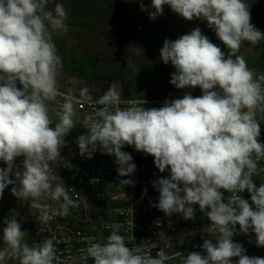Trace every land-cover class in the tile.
Listing matches in <instances>:
<instances>
[{"label":"clouds","instance_id":"1","mask_svg":"<svg viewBox=\"0 0 264 264\" xmlns=\"http://www.w3.org/2000/svg\"><path fill=\"white\" fill-rule=\"evenodd\" d=\"M50 3L0 0V161L6 165L0 168V197L13 185L11 194L30 201L43 223L77 209L74 189L66 186L57 168L73 167L61 153L64 137L79 122L87 129L77 139L82 156L91 159L97 150L114 156L118 175L130 177L137 166L122 149L133 146L153 156L161 173L170 170V177L153 182L160 193L159 210L189 220L198 205L208 218L216 242L204 240L206 255L191 252L182 258L178 253L180 264H233L237 257V264H264V258L246 255L244 246L233 241L239 225L240 233H254L256 246L264 247V183L256 187L252 180L264 160V143L259 141L264 73L255 72L237 54L244 44L251 50L264 41V32L251 22V5L246 0H151V19L168 6L186 21H206L227 55L199 27L174 41L166 39L160 60L175 69L170 83L177 89L198 87L202 95L185 94L165 100L163 107L145 109L134 102L119 107L115 85L95 100L87 87L80 89L79 98L72 89L60 92L63 63L54 36L69 31V11L62 3L49 8ZM140 7L147 11L143 3ZM82 102L92 106V112L77 118ZM50 113L58 118L54 128ZM18 158L22 166H17ZM125 185L135 186L131 179L119 181V186ZM245 190L251 203L239 195ZM225 192L231 194L226 202ZM4 223L0 264H55L53 237L29 246L15 218ZM85 240L83 259L91 257L94 264H166L175 258L163 248L155 257L140 254L116 230L106 243L94 242L92 236Z\"/></svg>","mask_w":264,"mask_h":264},{"label":"built area","instance_id":"2","mask_svg":"<svg viewBox=\"0 0 264 264\" xmlns=\"http://www.w3.org/2000/svg\"><path fill=\"white\" fill-rule=\"evenodd\" d=\"M17 87L22 86L18 83ZM184 95L177 93L174 96L144 100L120 98L118 106L123 108L129 106V102H134L143 105L145 109L160 108L165 100L182 98ZM62 99L58 97L61 102ZM52 106L55 107V104ZM91 112L92 106L87 102L77 105V117ZM51 114L56 116L55 113ZM259 141L264 143V120L261 121ZM122 151L130 153L137 166L130 177H120L116 170L115 157L99 150L91 159L80 154L78 145L75 158L61 154L73 167L67 169L60 166L57 171L66 186L74 189L71 195L78 200L79 207L72 210L69 216H54L47 223L39 221L40 213L37 210L28 228L29 246L53 237L57 249L55 264H94L91 257H87L86 261L83 259L85 253L82 250L88 246L85 237L92 236L95 237L94 242L106 243L111 231L116 230L125 236L127 246L134 251L139 249L140 254L150 252L155 257L160 248H163L167 255L180 261L178 253H181L182 258L191 252L206 255L202 248L204 240L213 238V243L216 241L210 231V221L201 213L198 205L193 206L194 218L189 220H185L179 213L166 216L156 207L160 193L153 182L170 177V170L161 173L155 166L153 156L137 152L133 146L126 145ZM52 167L56 170L55 164ZM258 172L259 174L252 177L256 187L264 183V160L258 163ZM122 179H131L135 186H119ZM224 195L226 202L227 196L231 194L225 192ZM239 195L251 203L247 190ZM132 224L134 226L130 230ZM236 227L237 234L233 236V241L244 246L246 255L264 258V247L256 246L255 234L240 233L239 225ZM153 244L156 247H152ZM3 246L0 241V247ZM238 259L233 258V264H237ZM4 264H19V261L6 260Z\"/></svg>","mask_w":264,"mask_h":264},{"label":"crops","instance_id":"3","mask_svg":"<svg viewBox=\"0 0 264 264\" xmlns=\"http://www.w3.org/2000/svg\"><path fill=\"white\" fill-rule=\"evenodd\" d=\"M97 3L103 4L104 2L100 0ZM135 6L139 7L138 5ZM146 12L144 11V14ZM109 13L112 15L118 14L113 10ZM252 13L251 22L262 31V27H260L256 18L252 16ZM144 14H141L143 20H139L136 23L129 20L124 14L123 17H120H122L124 23L134 24L135 27L131 28L142 31H155L150 27L155 21ZM164 19L168 20L169 17H165ZM66 23L69 25V31L63 36H54L58 55L61 56L63 63V68L60 70V75L58 76L60 92L66 93L69 89H72L74 94L79 97L80 89L87 87L90 89V94L95 100L102 96L112 85H115L114 90L117 93L118 99L132 98L144 100L174 96L177 93L191 94L189 88L177 89L170 83L171 74L175 69L171 63L165 65L160 60V49L163 47L165 39L169 37L170 40L174 41V37L167 31L157 29L158 31H155L154 36H151L150 39L144 37L138 39L141 42L140 44L144 46L151 48L153 46L156 56L154 55V58L151 59L147 58L146 54H142L140 55V63L130 66L129 58H127L128 55L115 54L116 42L113 35L117 27L116 23L105 29L107 31L106 37L99 36L97 32L98 23L89 24L87 23V19L83 20L82 16L76 17L75 21H66ZM199 28L204 35L208 38L211 37L210 39L214 43L216 42L215 44L219 46L223 45L216 37L214 30L207 26L206 21L201 22ZM143 38L145 41H141ZM123 44L125 45V43ZM245 46L249 45H242L240 52L237 54L243 55L248 66L255 72L264 73V66L258 63L260 60L259 52L254 49L250 50V48L248 49ZM198 90L200 89L198 88ZM50 115L53 119V124L50 127L54 128L58 118L51 113ZM78 126L85 128L81 123ZM64 139L65 146L61 154L64 157L72 158L71 156L76 153L77 141L67 134Z\"/></svg>","mask_w":264,"mask_h":264},{"label":"rangeland","instance_id":"4","mask_svg":"<svg viewBox=\"0 0 264 264\" xmlns=\"http://www.w3.org/2000/svg\"><path fill=\"white\" fill-rule=\"evenodd\" d=\"M97 1L99 2L100 0H51V3L48 5V7L53 8L56 3H62L69 11V17L67 21H75L76 17L82 16L83 20L85 21L87 19V23L89 24L98 23L97 32L100 37H106L107 31L105 29L116 23L117 27L113 35L116 42L115 54L128 55L127 58H129V61H131V65L140 63V55L142 54H146L147 58L149 57L151 59L154 58V55L156 56L155 50H153V46L151 48L149 46L140 44L141 42L138 41V39H140L141 37L150 39L151 36H154V32L158 31L157 29H163V31H167L172 35V37H174V40H176L180 36L192 31L193 28L199 27L201 25V22H203L200 19L186 21L183 18L179 17L176 13H174L168 6H164L163 14L153 19L155 23L151 22L154 24L150 25V27L155 31H142L136 28H131L135 27L134 24L124 23L122 17L124 14L129 20L134 21V23L139 22V20H143L141 14H144V11L140 10V5L141 3H143L145 6H148V10L146 12L147 14L145 13L144 15L149 16V13L152 11L150 7L151 0H102L104 2L103 4H98ZM246 2L251 5L250 11L253 12L252 16L256 18V21L258 22V24H260V27H262L263 32L264 0H246ZM135 5H138L139 7ZM107 7H109V12L113 10L118 14H110L107 11ZM165 17H169V19H164ZM144 38L141 41H145ZM210 38L211 37H209V39ZM167 40H170V38L168 37ZM211 42L214 43L213 40H211ZM123 43H125V45ZM219 47L222 51L225 52V54L227 53L226 47H224L223 45ZM245 47H247L248 49L250 48V46ZM254 50L259 52V65L264 66V41L257 45ZM189 91L194 97L202 95L201 90H198V87L189 88ZM79 124V122L76 123L74 128L67 133L69 137H73V139H75L76 141L79 136L87 134V129L79 127ZM76 156L77 153H75L71 157L75 158ZM20 159L22 158H18L17 160V166H22L20 164ZM4 167H6V165L2 161H0V168ZM10 179H15V177L10 176ZM12 187L13 185H9L8 188L4 190L2 197H0V241L3 242V229L4 227H6L4 221L15 218L18 223H20L21 230L27 233V243L29 237L28 228L34 219L37 210L30 208V201L19 200L14 195H12ZM180 262L181 261L178 258H174L172 260H169L167 264H180Z\"/></svg>","mask_w":264,"mask_h":264}]
</instances>
